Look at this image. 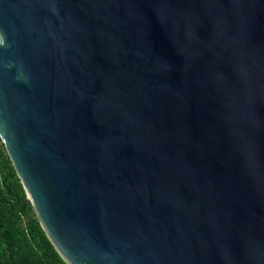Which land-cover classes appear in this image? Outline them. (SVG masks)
Masks as SVG:
<instances>
[{"label":"water","instance_id":"water-1","mask_svg":"<svg viewBox=\"0 0 264 264\" xmlns=\"http://www.w3.org/2000/svg\"><path fill=\"white\" fill-rule=\"evenodd\" d=\"M0 140L67 264H264V0H0Z\"/></svg>","mask_w":264,"mask_h":264},{"label":"trees","instance_id":"trees-1","mask_svg":"<svg viewBox=\"0 0 264 264\" xmlns=\"http://www.w3.org/2000/svg\"><path fill=\"white\" fill-rule=\"evenodd\" d=\"M0 264H67L47 238L0 140Z\"/></svg>","mask_w":264,"mask_h":264}]
</instances>
